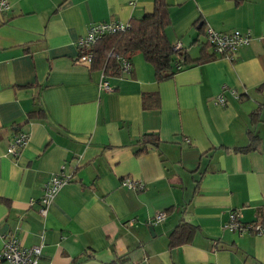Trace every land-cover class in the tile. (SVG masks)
<instances>
[{"label": "crops", "instance_id": "1", "mask_svg": "<svg viewBox=\"0 0 264 264\" xmlns=\"http://www.w3.org/2000/svg\"><path fill=\"white\" fill-rule=\"evenodd\" d=\"M167 1L168 37L183 44V61L201 56L208 27L251 31L252 42L233 60L208 46L213 59L184 62L165 81L141 54L131 71L106 76L78 63V40L92 24L142 18L155 0H7L0 248L10 238L43 246L39 264H264V237L224 227L233 212L242 223L264 222V107L257 123L251 117L264 106V0ZM148 95L158 107H145ZM22 132L27 145L9 155ZM249 132L259 142L244 153ZM55 174L72 180L41 216ZM125 178L144 189H128ZM160 212L166 219L150 225ZM185 222L197 228L192 243L170 248L171 232Z\"/></svg>", "mask_w": 264, "mask_h": 264}, {"label": "trees", "instance_id": "2", "mask_svg": "<svg viewBox=\"0 0 264 264\" xmlns=\"http://www.w3.org/2000/svg\"><path fill=\"white\" fill-rule=\"evenodd\" d=\"M170 4L167 0H155L153 11L142 18L129 22V28L117 34H111L100 40L93 49L94 60L91 70L103 71L106 76H118L121 72V60H131L135 55L141 54L145 60L153 65L158 81L172 78L183 63L201 64L213 59V55L207 52L208 44L202 47L201 56L196 59L186 57L182 60V51H175L174 45L168 37V28L171 25ZM203 28V27H202ZM184 58V57H183ZM149 98H154L153 103L148 104ZM156 95L145 97V107H158ZM264 106H260L252 114V123L260 119V113ZM31 117H41L40 112L30 113ZM153 136H144V139H152ZM250 145L242 148L241 152L255 148L258 145V137L249 132ZM196 226L185 222L178 225L169 236V247L175 248L192 243L196 234Z\"/></svg>", "mask_w": 264, "mask_h": 264}, {"label": "built area", "instance_id": "3", "mask_svg": "<svg viewBox=\"0 0 264 264\" xmlns=\"http://www.w3.org/2000/svg\"><path fill=\"white\" fill-rule=\"evenodd\" d=\"M10 9V5L7 0H0V11H6ZM129 28V23L122 22H100L92 24L88 27L87 33L81 37L77 42V48L79 50L78 63L90 67L94 60L93 49L95 45L104 37L122 33ZM206 38L214 51V54L218 57L233 60L238 51L252 42V32L233 31L229 33L218 32L212 28L206 30ZM175 51H182V44L178 43L174 46ZM132 62L128 59L121 60L122 72L132 70ZM100 87L102 90L109 92L112 90L107 81H102ZM233 96L240 98L237 92L233 91ZM219 106L226 104L224 96H219L217 99ZM29 140V134L19 133L14 137L10 147L7 150L9 155L17 157L20 152L27 145ZM72 175L60 177L59 174H55L46 184L43 196L40 200L41 206L38 213L41 216H46L49 206L54 201L62 187L71 182ZM123 186L128 189H144V184L134 182L130 179L122 182ZM167 217L166 212H160L150 220V225L157 226L161 224ZM240 214L233 212L230 215L229 221L225 224V229L238 232L240 235L252 234L264 237V222L255 223H242L240 221ZM43 246L23 247L16 239L10 238L4 241L2 248H0V264H39L42 255Z\"/></svg>", "mask_w": 264, "mask_h": 264}, {"label": "rangeland", "instance_id": "4", "mask_svg": "<svg viewBox=\"0 0 264 264\" xmlns=\"http://www.w3.org/2000/svg\"><path fill=\"white\" fill-rule=\"evenodd\" d=\"M128 23H129V22H128ZM208 28H210V27H208ZM208 28H207V29H208ZM207 29H206V30H207ZM212 29H213V28H212ZM205 35H206V31H205ZM206 43L208 44V46H210L209 43H208V41H207V38H206ZM174 46H175V45H174ZM210 47H211V46H210ZM183 51H184V47H183V44H182V53H183ZM215 56H216V55H215ZM217 57H218V56H217ZM219 58H221V57H219ZM131 62H132V61H131ZM121 72H122V69H121ZM127 179L132 180L131 178H125V179H123V181H124V180H127ZM132 181H134V180H132ZM134 182H136V181H134Z\"/></svg>", "mask_w": 264, "mask_h": 264}]
</instances>
